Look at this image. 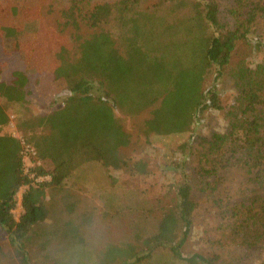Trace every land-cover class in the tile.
I'll list each match as a JSON object with an SVG mask.
<instances>
[{
  "label": "trees",
  "instance_id": "1",
  "mask_svg": "<svg viewBox=\"0 0 264 264\" xmlns=\"http://www.w3.org/2000/svg\"><path fill=\"white\" fill-rule=\"evenodd\" d=\"M23 1L40 3L11 0L0 10L3 6L16 16ZM64 1L63 14L75 30L79 21L91 29L85 37L74 34L79 41L77 58L63 54L72 36L46 26L50 54L44 52L41 64L27 58L30 54L23 52L22 44L34 40L41 30L38 24L30 34L25 27L17 40L0 36L2 48L21 51L25 62V70L13 71L8 83L0 82V100H24L28 73L42 70L50 71L55 87L67 93L60 105L27 120L22 137L4 130L9 115L0 103V229L13 248L12 260L6 259L9 252L0 249L5 257L0 264H127L132 258L148 257L139 254L144 247L159 246L191 264H240L230 252L233 244L264 243V0ZM111 19L121 31V51L102 28ZM210 75L213 82L205 86ZM220 78L236 91L228 106L216 88ZM146 109L150 117L143 124L144 135L190 133L193 138L194 123L209 111L220 112L226 128L194 136L187 161L197 184L189 173L188 179L174 186L156 230L136 235L141 248L131 242L105 243L92 229L99 217L93 204L83 209L80 188L63 185L86 163L113 169L126 166L120 151L131 143L130 134L116 114L134 116ZM24 142L32 163L27 171ZM187 143L179 147L183 152ZM131 169L145 173L146 164L138 160ZM229 170L244 172L254 188L252 196L243 195L230 206L229 218L237 233L225 241L218 239L207 255L183 256L179 249L197 207L196 185L205 198L223 205L227 181L223 174ZM22 187V212L16 220L12 211ZM48 190L51 197L57 196V210L46 204ZM49 216H53L50 221Z\"/></svg>",
  "mask_w": 264,
  "mask_h": 264
},
{
  "label": "rangeland",
  "instance_id": "2",
  "mask_svg": "<svg viewBox=\"0 0 264 264\" xmlns=\"http://www.w3.org/2000/svg\"><path fill=\"white\" fill-rule=\"evenodd\" d=\"M10 1L0 0V6H5ZM37 1L40 2L39 5L30 1H23L28 5L21 2L16 7V16H13V13L7 11L3 6L1 7V38L7 39L8 37L17 40L18 36L24 34L25 27H27L26 33L30 34L34 24H38L41 30L39 29L37 36H33L34 40L22 41L25 50L23 52L26 53L28 50L30 54L27 58L32 62L36 61L38 64H41L43 59V63H45L44 58H42L44 52L50 54V45L47 44L48 29L60 35L72 36L67 48L68 51L63 54L70 59L77 58L79 55V41L74 39V34L85 37L87 33L91 32V29H88L83 22L79 21L78 31L75 30L72 23L63 14V11L67 9V3L64 0ZM99 1L115 2L116 0ZM8 14H11L12 17H9ZM102 28L110 33L121 51V31L116 21L111 19L109 22L104 23ZM33 43L38 45L37 49H34ZM20 55L21 51L6 52L2 48L0 40V82L8 83L12 78L13 71L25 70V62ZM57 58L56 60H58ZM47 59L49 62L53 61L56 64L55 59L49 58V56ZM253 59H256V57H253ZM37 70L42 69L38 68ZM27 76L29 79L28 93L24 100L8 101L5 98L0 100L1 105L9 115V121L3 128L17 137H22L26 132L25 122L27 120L51 111L57 105H60L67 95L63 88L55 87L53 74L50 71L42 70L28 73ZM213 78L214 75L208 76L205 86L212 84ZM227 82L226 78H220L216 82L219 97H221L225 106H228L236 96V91ZM116 115L119 117L124 129L130 134L131 143L120 151L122 157L127 161V165L120 169H113L104 167L100 163H86L73 173L63 187L67 186L70 190L80 188L79 194L82 200L80 205L83 209L93 204L99 217H96L92 229H95L102 241L115 244L131 242L137 245L136 247L141 248V242H139L140 240L136 235L145 236L156 230L157 221L162 210L171 201L174 186L188 179L189 173H192L191 181L193 185L197 184L195 171L191 165H188L189 161H187V153L190 145L194 143V136H206L212 132L224 131L226 119L218 111L207 112L204 117L194 123V131L191 135L193 138H190V133L169 136L154 133L144 135L142 132L143 124L150 117V110L147 109L134 116L123 115L119 112ZM185 142L188 143L183 152L179 147ZM23 146V162L25 171H27L32 163L29 158L27 143L24 142ZM138 160L145 162V173L131 169L134 162ZM43 166L48 168L50 164L43 163ZM223 175L227 180L226 185L223 186L225 188L223 196L226 198L223 205L218 206L211 199L205 198L199 185H196L194 196L197 207L193 214L190 231L179 249L185 257L195 253L207 255L214 249L213 244L218 239L222 237L225 241L227 236H233L237 233L235 231L236 227L229 218L230 206L234 202L240 201L243 195L250 197L249 194L254 188L248 183L247 177L242 171L233 172L229 170ZM44 178L47 179L48 177ZM39 179L37 178V180ZM24 189L25 187L20 188L16 194L17 203L12 211L16 220L22 212L20 196ZM56 200L57 196L51 197L50 190H48L46 204L50 209L57 210ZM102 214H107V217L111 216V219L103 218ZM52 217L49 216L47 220L50 221ZM0 249L3 252H9L11 257L8 256L6 259L12 260L13 248L2 229H0ZM28 250H33V246L31 245ZM231 250L230 252L240 259V264H264V243L260 241L253 243L248 241V243L242 245L240 243L233 244ZM139 254H149V256L140 261L132 258L127 260L126 263L191 264L184 259L175 258L168 248L162 246L150 250L144 247ZM3 258L5 257L0 255V260Z\"/></svg>",
  "mask_w": 264,
  "mask_h": 264
}]
</instances>
